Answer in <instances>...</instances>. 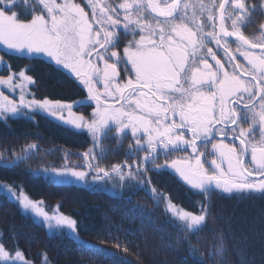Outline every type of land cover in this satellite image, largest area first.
<instances>
[{
  "label": "snow or ice",
  "instance_id": "6c2138e0",
  "mask_svg": "<svg viewBox=\"0 0 264 264\" xmlns=\"http://www.w3.org/2000/svg\"><path fill=\"white\" fill-rule=\"evenodd\" d=\"M87 6L91 17L76 0H0V65L7 69L0 74V86L12 93L20 90L18 100L0 91V115L40 108L93 135L114 122L120 132L130 130L137 144L146 142L152 153L179 150L164 163L194 189L264 193V135H252L253 126L264 132V35L254 38L241 30L253 11L245 0L201 5L211 24L208 31L195 14L189 16L182 0H87ZM121 29L131 35L123 45ZM260 29L264 33V24ZM228 38L235 39V52L247 66L236 61ZM208 39L222 48L230 68L207 46ZM204 49L215 68L202 55ZM9 52L52 58L83 85L95 111L85 118L73 112L71 103L28 98L25 84L36 82L11 68L5 58ZM245 114L248 126L242 123ZM128 168L131 176L132 166ZM94 170L98 176L110 174L99 166ZM54 171L80 179L88 174L67 166ZM114 171L124 178L119 166ZM20 199L44 219L77 229L75 219L59 212L49 215L27 195ZM168 208L189 227L205 222L206 208L201 214L181 213L171 201ZM217 244L225 248L223 233L217 234ZM0 262L32 264L21 251L13 255L3 245Z\"/></svg>",
  "mask_w": 264,
  "mask_h": 264
},
{
  "label": "trees",
  "instance_id": "16d2710c",
  "mask_svg": "<svg viewBox=\"0 0 264 264\" xmlns=\"http://www.w3.org/2000/svg\"><path fill=\"white\" fill-rule=\"evenodd\" d=\"M245 2L253 11L241 30L258 38L264 35V0ZM206 22L201 24L208 31L211 24ZM230 23L227 20L226 26ZM130 38H122L121 44ZM229 43L235 51L236 42ZM207 46L227 59L214 41L208 39ZM9 58L14 68L33 77L39 99L77 105L85 98L74 79L51 63ZM87 110L82 113L85 118L90 117ZM34 116L38 120L28 121L23 115L0 118V245L10 254L21 251L32 264H264V193L201 194L169 171H155L160 157L144 152L130 132L118 136L111 128L93 136L85 127L77 130L41 113ZM65 166L88 171L84 184L56 180L54 169ZM95 166L110 174L98 176ZM116 166L123 179L114 171ZM20 194L49 215L59 212L75 219L78 238L67 229L52 230L31 215L14 202ZM168 201L181 213L201 214L206 208L205 222L189 227L168 208ZM218 233H223L225 248L217 244Z\"/></svg>",
  "mask_w": 264,
  "mask_h": 264
},
{
  "label": "rangeland",
  "instance_id": "374dc122",
  "mask_svg": "<svg viewBox=\"0 0 264 264\" xmlns=\"http://www.w3.org/2000/svg\"><path fill=\"white\" fill-rule=\"evenodd\" d=\"M115 1H116V4L123 2V0H115ZM211 1H213V0H204L203 2H201V0H184L183 3H187L189 5V7H188V14H189V16L195 14L196 17H197V19L200 20V22L202 24H205V22L207 20L205 18V17H207V13H206V11H204V9L201 8V5H208V4H210ZM76 2L80 3L81 6L85 8V11L88 12L89 13V16L91 17L90 8L87 6V0H76ZM20 11H21V13H25V12H23L24 9L22 7H20ZM22 18H25V17H22ZM207 25H209V24L206 22V24H205L206 28H207ZM122 36H123V38L126 39V38L130 37L131 35L130 34H125L124 32H122ZM0 54H3L2 50H0ZM34 55L39 57V55H41V54H31L29 56H34ZM202 55H204V58L210 56V55H206V53L204 54V52H202ZM29 56H27V57H29ZM5 58L9 62V64L11 65V68L13 70H16L17 72H19L21 70V69H18L17 67L14 68V66H13L14 65L13 59H10L8 55H6ZM32 59L33 60L36 59V60H40V61L41 60L47 61V62L51 63L53 66H56V67L62 69L63 71H66L67 74L70 75V77H72V79H74L75 83H77L80 86L81 89H83V90L86 91V89L83 87V85H81L79 83V81L74 77L73 74L70 73L69 70L65 69L62 65L56 64V62L52 58L47 57L45 55V58H32ZM213 62H215V61L213 60L212 63H210V64L213 65ZM21 71H25V70L23 69ZM6 73H7V69H5L2 65H0V74H6ZM38 87L39 86L37 85V83H35V84H25V94H26V96L28 98H32L34 96L35 98L39 99L38 96H37V94H36V92H35V90ZM101 87H102V85H101ZM0 91H3L5 93V95H8L11 99L18 100V95H19V91H20L19 89H17V91L15 93H12V92H9V90L7 88H4L3 86H0ZM86 94H87V91H86ZM43 99H49V98H43ZM50 100L55 101L56 99H50ZM59 101L62 102V100H59ZM79 102L80 103H78L77 105L76 104H72V106H73V109L72 110H73V112L76 115H83L82 114L83 111L84 112H88L87 108L90 109L92 113L95 111L94 102H91L87 97L84 98L83 100L79 101ZM91 112L88 114V116H91V114H92ZM35 113H41V114H43L44 117H47V118L49 117L52 121L58 120L59 122L65 123L63 120H60V119L56 118L55 116L49 114L47 111L42 110L40 108H33L31 110L26 109V108H21L16 113H5L3 115H0V118H3V119L11 118V117L15 118V117H18V116H22L23 115V116H25L26 120H28V121H30V120L36 121V120H38V117L37 116L36 117L34 116ZM65 119H67V114L66 113H65ZM67 124H69V123H67ZM69 126L73 127L74 129H77V130H80L81 129V128H76L72 124H69ZM111 128H113L115 130V132H116V134L118 136H124V134H126L127 132H130L131 133V131L130 130H127V129L124 130L123 132H120L119 131V126L116 125L114 122H109V124L106 126V129L103 132H105L106 130L111 129ZM113 129H111V130H113ZM90 134L93 135L91 132H90ZM97 135H99V134H97ZM93 136H96V135H93ZM225 142H228V141L225 140ZM142 146H144L145 150H147L149 148L147 146V144H145V143H142ZM176 151L178 152L179 150L176 149ZM156 153H157V151H156ZM168 156H169V154H168ZM166 160L167 159H166L165 156L163 158H160V161L157 160V163H159L160 166L154 167V170L157 171V170H165L166 169V171H169L170 172V175L172 177L176 178L179 182H181L182 184H184L186 187H188L191 190H197V192H199L201 194H203V193H210V192L213 193L212 191H214V192H222L221 190L215 188L214 186H208V187H206L203 190H198V189L192 188L191 186L187 185L178 176V174L176 173V171L174 169H172L171 167H169L167 164L164 163V161H166ZM84 179H80V178L73 177L70 174L58 175L56 173V180H58L59 182H73V183H77V184L83 185L84 184ZM26 210L29 211L30 213L31 212L34 213V215L37 217V219L41 220L45 225H47V227H49L52 230L59 231V230H62V229H67L68 231H70L71 233H73L72 229L70 227L66 226V225H59V224H57L53 220H46L43 217L37 215L35 213V211L32 210L31 208H26ZM74 235H75V233H74ZM0 264H3V262H0Z\"/></svg>",
  "mask_w": 264,
  "mask_h": 264
},
{
  "label": "bare ground",
  "instance_id": "6f19581e",
  "mask_svg": "<svg viewBox=\"0 0 264 264\" xmlns=\"http://www.w3.org/2000/svg\"><path fill=\"white\" fill-rule=\"evenodd\" d=\"M230 2H231V0H230ZM257 51V50H256ZM233 53L236 55V61L237 62H239V63H241V64H243V65H245V66H247V61L246 60H244V58L242 57V56H240L239 55V53H236L235 51H233ZM8 56L9 57H18V58H25V59H32L31 57H34V56H29V57H27V56H23V55H21V54H19V53H14V54H10V53H8ZM219 58L221 59V62L222 63H224L225 64V67L226 68H230V65L227 63V59H225V58H223V57H220L219 56ZM207 60H208V62H210V63H212V61H213V59L211 58V56H208L207 58H206ZM214 63V65H213V67L215 68L216 67V65H215V62H213ZM244 117L245 118H247V120L248 121H250L249 119H248V117H247V114H245L244 115ZM257 127H259L258 125L257 126H254L253 128H255V130L257 129ZM264 135V134H263ZM174 150H176V149H163V148H158L157 149V153L155 152V153H152L151 152V150L148 148L147 150H145L144 152H149L148 154H155V156H159L160 158H163L164 156L166 157V159L167 160H171V159H173V158H175L177 155L175 154H172L171 156H168V154L170 155V152H174V153H176V151H174ZM146 153V154H147ZM214 155V154H213ZM246 162H247V160H246ZM166 170V169H165ZM172 185H170V187H171ZM172 188H174V187H172ZM212 192H214V191H212ZM211 193V192H210ZM11 198H14V197H11ZM14 200V202H16V203H18V204H20V205H22V201H21V199L19 198V199H13ZM23 206V205H22ZM31 215H33L35 218H37L35 215H34V213H30ZM72 231H73V233H71L70 231H68L67 230V233L70 235V236H72L73 238H78V235L74 232V230L72 229ZM74 233H75V235H74Z\"/></svg>",
  "mask_w": 264,
  "mask_h": 264
},
{
  "label": "flooded vegetation",
  "instance_id": "af4514ba",
  "mask_svg": "<svg viewBox=\"0 0 264 264\" xmlns=\"http://www.w3.org/2000/svg\"><path fill=\"white\" fill-rule=\"evenodd\" d=\"M204 52V51H203ZM205 53V52H204ZM214 53L216 54V57H217V59H220L219 58V54H217V52H215L214 51ZM236 56V55H235ZM221 57V56H220ZM207 58V57H206ZM221 60V59H220ZM210 63V62H209ZM213 65H214V63H213ZM85 91V90H84ZM85 93H86V91H85ZM87 97V94H86V96H85V98ZM81 100H83V99H81ZM80 100V101H81ZM242 123L245 125V126H248L249 124H250V121H248L247 120V118H245V119H242ZM254 127V126H253ZM264 134V132H262L261 131V129H260V127H257V129L255 130V128H252V135H253V137L254 138H258V137H260L261 135H263Z\"/></svg>",
  "mask_w": 264,
  "mask_h": 264
},
{
  "label": "water",
  "instance_id": "95a60500",
  "mask_svg": "<svg viewBox=\"0 0 264 264\" xmlns=\"http://www.w3.org/2000/svg\"><path fill=\"white\" fill-rule=\"evenodd\" d=\"M184 0H182V2H183ZM228 40H230V41H235V39L234 38H228ZM257 51H259V50H257ZM10 54H14V53H12V52H9ZM31 58H45V55H43V54H41V55H39V57L38 56H35V57H31Z\"/></svg>",
  "mask_w": 264,
  "mask_h": 264
}]
</instances>
